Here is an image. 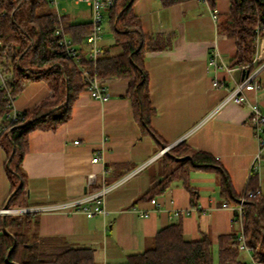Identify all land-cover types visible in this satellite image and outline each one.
<instances>
[{
	"label": "crops",
	"instance_id": "0c3cea01",
	"mask_svg": "<svg viewBox=\"0 0 264 264\" xmlns=\"http://www.w3.org/2000/svg\"><path fill=\"white\" fill-rule=\"evenodd\" d=\"M229 6V0H208V4L199 0L169 4L163 0L135 1L133 10L142 32L162 36L167 42L165 48L146 52L144 57L150 102L155 110L150 125L160 141L141 132L125 96L126 81L107 78L110 97L104 103L82 92L67 123L55 131L37 130L29 136L22 162L27 208L59 204L90 193L102 185V171L105 186L127 179L105 195V217L40 213L30 227H19L20 232L61 238L73 247L94 248L98 264H121L128 255L146 251L157 232L173 223H180L186 240L208 238L213 248L218 236L235 232L231 223L234 210L231 205L223 207L220 176L214 171L190 174V188L196 192L194 202L179 181L162 194L149 195L178 165L165 159L169 150L161 153L165 148L161 142L170 148L182 142L191 151L210 154L226 172L236 196L245 191L257 142L247 123L249 107L227 99L235 84L245 77L241 67L230 66L234 42L218 30V17L226 14ZM64 17L71 26L90 23L89 10L86 14L65 11ZM74 46L82 58L86 57L85 43ZM214 47L223 65L220 68L209 65ZM100 48V55L118 52L112 36L102 38ZM255 58V65L264 63V38L257 42ZM213 81L221 85L213 87ZM255 81L260 90L244 94L250 104L264 108V67ZM51 94L43 80L25 83L14 99V107L19 113L31 110ZM97 153H101L102 161L92 163ZM5 161L0 146V208L6 204L10 190ZM90 173L96 175L95 187L86 186ZM257 174L258 188L264 195V156ZM132 208L147 211L148 216H140ZM173 210L184 213L175 217ZM243 258L239 252L238 260L249 262Z\"/></svg>",
	"mask_w": 264,
	"mask_h": 264
},
{
	"label": "trees",
	"instance_id": "16d2710c",
	"mask_svg": "<svg viewBox=\"0 0 264 264\" xmlns=\"http://www.w3.org/2000/svg\"><path fill=\"white\" fill-rule=\"evenodd\" d=\"M135 1L115 0L106 11L107 27L118 52L99 54L94 64L80 55L76 64L60 50L61 37L55 34L46 0H0V68L8 78L0 86V146L6 154L5 173L10 186L4 205L7 208L28 207L22 162L28 151L29 136L37 130L55 131L71 119L75 101L86 89L79 66L88 67L100 78L126 81L125 96L141 132L160 141L150 125L155 110L150 102L144 57L146 52L165 48L167 42L162 36L142 32L133 10ZM163 1L169 4L181 0ZM229 4L228 12L218 17V30L235 44L230 66H239L250 74L258 66L253 63L257 42L264 38V0H229ZM89 30V25L71 26L63 18V31L73 44H84ZM36 80L45 81L52 94L31 110L20 113L8 125L5 115L11 111V104L7 94L15 99L25 83ZM160 144L167 146L164 142ZM165 159L177 161L178 165L149 195L162 194L173 182L179 181L194 202L196 192L190 188V174L197 170L219 174L220 194L225 203L233 208L242 200L245 245L252 260L264 264V195L258 188V174L250 173L244 193L236 196L226 172L210 154L191 151L181 142L169 149ZM233 212L232 219L236 220L231 223L235 232L218 236L216 256L208 238L186 240L180 223H173L157 232L151 248L128 255L121 264H247L238 260L239 228L235 224L237 214ZM34 216L24 214L0 219V264H98L94 248L73 247L61 238L20 232L19 227L31 226Z\"/></svg>",
	"mask_w": 264,
	"mask_h": 264
},
{
	"label": "built area",
	"instance_id": "2783aa9c",
	"mask_svg": "<svg viewBox=\"0 0 264 264\" xmlns=\"http://www.w3.org/2000/svg\"><path fill=\"white\" fill-rule=\"evenodd\" d=\"M74 4H78L80 2H84L90 12V23H89V33L85 39L86 45V59L89 60L92 64L97 60L101 48L100 42L102 40V31H103V21L105 18V14L108 8L112 7L115 3V0H72ZM206 4H208V0H199ZM48 4V8L52 14V20L55 24V34L60 36L59 47L62 54L70 59L72 62L76 64L80 60V53L78 49L74 46L72 40L65 34L63 31V14L65 13V9L59 8V3L57 0H46ZM214 16L215 11H212ZM54 52H59V50H54ZM219 56L216 50V47L213 48L212 56L209 59V65L213 67L220 68L223 65L218 62ZM256 61L254 57L253 62ZM264 67V63L259 64L252 73H247L244 79L235 84L234 88L228 94L227 99L232 100L238 104H244L249 107V114L247 118V123L251 130V136L257 142V152L255 154L253 164L250 169V173L256 172L258 170V164L262 157L264 156V108L259 107L256 104H250L244 94L245 91H254L257 92L260 90V85L255 81V78L258 72ZM81 76L83 78L84 83L86 84L85 91L89 94L92 100L98 101L99 103L106 102L109 97V90L107 86V78H100L96 76L91 70L86 66H79ZM8 78L5 74H3L2 69L0 68V86H4ZM219 84L217 81H213V87H218ZM7 98L11 104V111L5 115L7 120V124L14 123L20 113L16 111L14 107V97L7 94ZM75 144L77 141L74 142ZM170 147H165L161 151L164 153L168 151ZM102 161L101 153H97L92 159V163H98ZM104 171L101 172V180L102 185L98 188L94 189L90 193H85L81 197L67 200L63 203L53 204V205H45V206H36L31 208H21V209H9L6 206L0 208V218L5 216L12 215H37L40 213L47 212H67V213H81L85 215L87 218H92L95 215H101L105 217L107 215V211L105 210V195L115 189L116 187L121 186L127 178H123L110 186H105L104 182ZM96 185V175L90 173L86 178V186L95 187ZM249 194V193H247ZM172 202V201H171ZM152 205H155L156 202L154 199L150 200ZM242 200L238 205L233 207V210L237 214V224L236 226L239 228L238 240H239V251L245 252L249 257V262L247 264H256L252 258L249 249L246 247L242 232L241 226V214H242ZM223 207H227V204L224 202ZM133 211H138L135 208H132ZM140 216L147 217V211H138ZM184 211L181 210H173V216H179L183 214ZM236 219H231V222H235ZM234 224V223H233Z\"/></svg>",
	"mask_w": 264,
	"mask_h": 264
},
{
	"label": "rangeland",
	"instance_id": "374dc122",
	"mask_svg": "<svg viewBox=\"0 0 264 264\" xmlns=\"http://www.w3.org/2000/svg\"><path fill=\"white\" fill-rule=\"evenodd\" d=\"M58 3H59V8L61 9H65L67 12L69 13H73V12H77L78 14H82V13H85L88 12L89 8L88 6L84 3V2H80L78 4H74L72 0H57ZM104 37L106 39H109L111 36L109 34V30H108V27H107V19L104 18V21H103V31H102V38L104 39ZM87 47H85L86 49ZM177 166V165H176ZM176 185V184H174ZM173 186V185H172ZM12 216H15V215H12ZM153 245V244H152ZM152 247V246H151ZM150 247V248H151ZM99 251H100V246L98 247ZM149 249V248H146V250ZM216 252H217V249H216V246L213 248V253L214 255L216 256ZM245 254V255H244ZM242 255L244 256V260L245 261H248V256L245 252H242ZM243 260V261H244ZM216 262V261H215Z\"/></svg>",
	"mask_w": 264,
	"mask_h": 264
},
{
	"label": "water",
	"instance_id": "95a60500",
	"mask_svg": "<svg viewBox=\"0 0 264 264\" xmlns=\"http://www.w3.org/2000/svg\"><path fill=\"white\" fill-rule=\"evenodd\" d=\"M243 74H244V75H247V73H245L244 71H243ZM9 160H10V159H9Z\"/></svg>",
	"mask_w": 264,
	"mask_h": 264
}]
</instances>
